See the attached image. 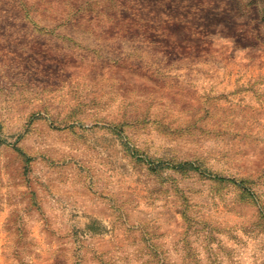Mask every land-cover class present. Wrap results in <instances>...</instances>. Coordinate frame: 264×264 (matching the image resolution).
Listing matches in <instances>:
<instances>
[{
  "label": "rangeland",
  "instance_id": "374dc122",
  "mask_svg": "<svg viewBox=\"0 0 264 264\" xmlns=\"http://www.w3.org/2000/svg\"><path fill=\"white\" fill-rule=\"evenodd\" d=\"M0 264H264V0H0Z\"/></svg>",
  "mask_w": 264,
  "mask_h": 264
},
{
  "label": "trees",
  "instance_id": "16d2710c",
  "mask_svg": "<svg viewBox=\"0 0 264 264\" xmlns=\"http://www.w3.org/2000/svg\"><path fill=\"white\" fill-rule=\"evenodd\" d=\"M160 164V163H158ZM177 167H180V168H187V169H197V167L191 165V163L185 161V162H182V163H179ZM218 177V176H216ZM218 178H221L223 180H227L225 177H218Z\"/></svg>",
  "mask_w": 264,
  "mask_h": 264
}]
</instances>
